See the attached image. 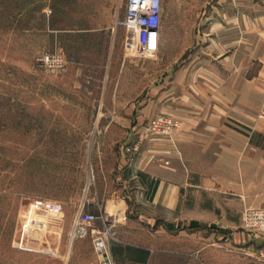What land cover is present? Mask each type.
Wrapping results in <instances>:
<instances>
[{
	"label": "rangeland",
	"instance_id": "obj_1",
	"mask_svg": "<svg viewBox=\"0 0 264 264\" xmlns=\"http://www.w3.org/2000/svg\"><path fill=\"white\" fill-rule=\"evenodd\" d=\"M235 4L226 0V83L239 75L248 50L238 43ZM256 4V61L246 77L257 79L256 120L225 117L202 126L218 138L199 142L209 146L205 156L192 151V181L215 187L188 189L186 203L172 212L147 204L129 177L143 151L181 130L151 129L157 118L181 125L168 113L135 120L146 105L184 97V77L175 83L174 75L185 67V47H173L172 60L168 46L157 59L140 58L126 26L127 0H0V264L92 263L103 235L113 259L116 247L141 246L152 251L149 264H264V233L244 221L248 210H264V0ZM116 23L125 61L110 60L104 29ZM46 54H64L69 64L47 70L40 63ZM120 155L131 168L118 169ZM88 214L104 222L76 228Z\"/></svg>",
	"mask_w": 264,
	"mask_h": 264
},
{
	"label": "crops",
	"instance_id": "obj_2",
	"mask_svg": "<svg viewBox=\"0 0 264 264\" xmlns=\"http://www.w3.org/2000/svg\"><path fill=\"white\" fill-rule=\"evenodd\" d=\"M237 12L242 14L238 20V28L242 31L238 43L248 45L242 66L235 69L232 80L225 78V44L226 30L232 26L226 25V0H164L161 14L160 49L168 46L169 60H172L173 47H185V67L175 71V83L184 77L185 95L179 101L167 107L146 105L142 116L135 121L141 123L158 113L168 115L182 121L181 130L167 140L155 151H143L137 159L135 171L129 181H137L145 202L160 206L172 212L178 211L186 203L187 190L201 188L209 190V181L203 179L200 185L192 181L193 162L190 159L192 151L196 155L205 156L209 146L201 141L217 140V132L201 131L202 126L221 124L225 117L239 121L256 120L257 106L252 101L256 97V77L248 78L251 66L256 61V0H233ZM252 18V19H251ZM244 23V24H243ZM102 30H90V34ZM105 35L112 42L110 60L125 61L122 52L124 31L119 25L111 24L104 29ZM252 32V36H251ZM203 46H206L204 49ZM252 47V48H251ZM160 51V50H159ZM158 58V53L154 57ZM248 58V59H247ZM240 60V61H241ZM136 68L139 60L131 61ZM204 62L203 64H199ZM248 63V69L244 64ZM143 70V67H142ZM243 73V74H242ZM242 74V76H241ZM254 73L253 76H255ZM240 77V78H238ZM203 78V79H200ZM194 93H200L199 99ZM157 108V110H154ZM145 111V112H144ZM246 120V121H247ZM113 124H123V120H112ZM209 128L213 129L209 126ZM166 140V138H165ZM118 169L127 170L132 166L120 155ZM122 174V173H120ZM122 180L118 177L117 180ZM126 181V180H125ZM157 186L155 193L152 189ZM186 212V209H185ZM137 250L143 251L141 254ZM152 251L141 246L116 247L113 255L116 264H149ZM139 254V255H137ZM141 260H139V259ZM98 264L97 258L92 263Z\"/></svg>",
	"mask_w": 264,
	"mask_h": 264
},
{
	"label": "built area",
	"instance_id": "obj_3",
	"mask_svg": "<svg viewBox=\"0 0 264 264\" xmlns=\"http://www.w3.org/2000/svg\"><path fill=\"white\" fill-rule=\"evenodd\" d=\"M163 0H127L126 26L132 37L133 49L140 58L154 57L160 49V29ZM43 68L52 71L64 70L69 60L64 54H46L40 59ZM181 125L178 121L157 118L151 122V129L157 134L171 135L178 132ZM37 207H44L45 202L35 200ZM124 219L123 213H119ZM102 220L93 214L81 215L76 219V228H91ZM245 225L256 233H264V210H248L245 213ZM104 236V235H103ZM103 236L94 241V250L98 264H115L107 239Z\"/></svg>",
	"mask_w": 264,
	"mask_h": 264
},
{
	"label": "trees",
	"instance_id": "obj_4",
	"mask_svg": "<svg viewBox=\"0 0 264 264\" xmlns=\"http://www.w3.org/2000/svg\"><path fill=\"white\" fill-rule=\"evenodd\" d=\"M156 188H157V186H155L153 189H152V192H153V194L155 193V191H156ZM190 227L192 228V229H195V228H198L199 227V223H197V222H192L191 223V225H190ZM169 229V228H168ZM143 251H141V250H137V253H142ZM137 255H139V254H137ZM139 259V258H138ZM139 260H141V259H139Z\"/></svg>",
	"mask_w": 264,
	"mask_h": 264
}]
</instances>
